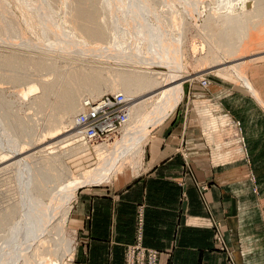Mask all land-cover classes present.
<instances>
[{
  "label": "rangeland",
  "instance_id": "obj_1",
  "mask_svg": "<svg viewBox=\"0 0 264 264\" xmlns=\"http://www.w3.org/2000/svg\"><path fill=\"white\" fill-rule=\"evenodd\" d=\"M26 1L25 0H0V58H4V56L5 57L18 56L20 61L23 60V62H21V64L24 63V61H25L24 59H27L26 61L30 62L31 60L41 61L39 59L42 58V61H43V59L45 60V62H43V63L45 64L46 62H48V64L46 63L45 64L46 67L44 66L45 68L44 69L42 68L40 71L37 70V68L31 66L30 64H29L30 68L29 67L25 68L27 66L26 65L24 67V69H22V68L20 69L19 67H21V66L18 67V65L20 64L19 63L16 66L17 69L14 68V70L12 68H8V67H5V69H4L2 66H0V140L2 138V140L0 141V144H1V142L2 143L7 142L6 140L10 141L12 143V145H14L16 147L14 150L24 152V153H22L23 155L21 157V160L22 159L25 160L26 162H24V163H25V165H27V166H25L24 164H22V165L17 164L13 167L14 163L16 164L15 161H17V160H14L13 155H11L13 150H8V147H6V146L4 147V144L0 145V208H1L0 212L2 214V215L0 214V216L1 217L4 216V217H2L3 218L2 220L4 222L1 220V217H0V221H2L0 224V233H1L0 234V241H1L0 247L3 245L5 247L8 246V242L11 238H13V235H14V237H17L18 232H22L20 229H23V223H24V225H25V223H27L26 227L30 226V224L28 222H30L29 220L34 214V211L32 210V208H33L32 200L30 198H37V196L39 197V195L36 192H32L31 189L29 191H31L32 193L28 192V188H29L28 186H26L28 188H26V187H25L26 189L24 188V185H25L24 182L26 180H23V179H25L24 177H27L26 175H29V177L26 178L28 180V178L32 177V176H30V175H32L30 173H33V176L34 175L36 176L35 179L33 177V179H32L33 182L36 181V179H38V180H41L40 181L41 183L46 184V186L44 184H42L43 185V186H41L42 188L46 187L45 189H42V190L46 191L47 188L50 189V188H55L57 186L56 191L51 192V196L49 195V197L48 196L44 197L46 199V200H44L45 204L49 206L50 203H52L53 199L55 198V195H56V197L58 196L57 194L59 192L57 193V191L60 190L59 186L65 187L66 183L69 182L70 178L68 179V176L65 174V176H62L58 180L59 183H57L58 181L53 180V178L52 179L49 178V176H54L56 174V172L52 169L51 165L47 164L48 158H51V161L52 160L56 161L59 159L58 161H56L57 164L58 163L60 164L61 160L63 159L62 162L66 166L70 167L72 172L76 175L82 174L89 169H94L95 167H97L99 165V161H100L99 159H101L102 156L97 155L92 148H90V150H86V149L83 151L81 150L82 152L73 149V148H76L80 145H76L73 143V140H72L73 133L71 131L72 128L68 129V127H69L68 120L64 119V117H63V115H64L63 110L64 109L61 108L62 110L60 111V109H59L60 107L58 108V106H59L58 104L60 102L59 101L60 97H58V95H59V93L60 94L66 93L65 91H67V90L70 92L73 89V91L70 92V95L69 94L68 95L70 97H73L74 99H76L78 96H80V97H78L77 100L80 98H81V100H83L84 98L88 97V93H86L87 89L85 88V90H83L84 89L83 87H85L87 85L83 84V87H82L83 88L82 89L83 95H82V92L80 95V93L77 94L78 85L75 86V84H76L75 82L74 83L72 82L73 83L72 87H71V82L70 83L67 82L69 85L66 82L65 83L63 82V81H66L65 80V79H67L66 77L69 76L68 73H70V75H71V73L73 74V72L76 73L77 71L80 70V67H82L84 69V67L82 65V63L84 62L83 59H85V58L87 59L92 54L95 55V58L98 57V59L100 58L99 60H104V61H106L107 58H113L114 57L113 59H118V60L121 58L120 61H116V63H118V64L125 63V61H122L123 57L125 56V58L128 59L126 62L127 63L129 62L128 65H127V63L125 64L126 65L125 67L134 65L135 63H132V62L135 61V59H137L139 57V55L144 57V58L146 56L147 59H150L148 57H151L152 54H150L149 51H151L153 53L154 51L159 50V49L154 48V44L151 42V38L148 41V38H149L148 36L151 33V31H152V33H154L156 30H158L156 32H158V34H160V35L162 33H164L162 36L163 37L165 36L164 40L167 39L168 43L170 42V44L171 43L173 44L175 42V39L177 38L179 40L176 39V43L177 44L179 43L181 45L180 46L181 53L179 56V58H181V59H179V60H181V62L179 63L180 65H178V66L168 63V62H170L167 59V57L170 56V55H168V53H162L161 51L155 52V53L161 52V53H159V54H161L160 56L164 55V58L162 57L164 63L162 61L161 64H159L161 66L160 68L163 69L164 71L165 70L169 71L170 69L172 70V68H174L173 70H175L177 72L179 70L178 74L181 73L182 79L184 78L182 80V82H183V85H182V88H183L182 101L178 105V107L173 112L170 113L168 118L162 124L169 121L170 119H172L175 116H176V118L178 117L181 121L183 120V117H184V119H185V121L183 120L184 130L187 129V126L192 124V126L194 127V129L192 131L200 133L199 136H201L200 137L201 141L206 148V154L208 155L209 162L210 163L212 162V164L215 166L217 165L218 167H223V171L221 172V174L224 177V180L229 181V182H235V183L240 185L239 191H240L241 197L247 196V190L248 189H252V193H254L256 196L263 195L264 188L261 189L259 187L258 182H257V177L254 173V170L252 169V167H253L252 162L253 161H252V158L249 154L248 147H247V144L245 141V137L243 136V131L241 128L242 127L241 121L239 119H237L236 117H234L228 110L224 109L223 105L221 104V100L218 97L219 95L217 94V90L220 89L221 86L225 87V88H229V89L233 86H239L240 88L245 87L251 91V93L256 97V99L264 107L262 92L259 91L254 86V84H255L257 87H259V86L263 87V84H264V17L257 16L258 15L257 11L262 9V6L264 5V0H259L260 3L259 2L257 3L258 0H249V1L248 0H192L191 3L194 2L193 3L194 5L192 6L193 9L192 10L190 9L188 15L185 13L186 8L184 7V5H182L180 3H178V4L181 7L177 3L175 5L173 4V6H171L172 5L171 0H167V1L164 0L165 3L163 2V0H157V3H153V6L156 7V9L152 8L153 7L152 5L149 6V7H151L152 14H153V15H149L148 13H146V16L149 15V17L144 16L145 13H143V11L141 12V10H139L140 11L139 13H138V11H134V9L136 7H133V6L130 7V6L126 5L127 2L128 3L131 2L134 5V3L131 0H128L127 2H125V0H122V1L116 0L117 2H112L111 5L106 6V8L109 7L107 9H109V10L111 9V11L113 12V19L115 22L113 21L114 23H111L110 25H111V27H113L112 30H114L115 33H111L113 31L110 30L109 34H108V36H109L108 43L110 45H112V47L110 45H107V44L106 45L100 44L102 47H107V48H104L105 50L103 48H100L101 46L99 48H97L98 50L96 48H94V47H97L95 45H99V43L93 44L92 41L90 42V40L86 39L84 34L81 33L76 28L78 26L77 25L78 23H75L74 21H72L73 16H72L71 10L74 9L73 8L74 5L71 3H73V0H67L68 2H66V0H61V1L58 0L59 3H57V5L55 6V9H54V7L52 9L49 6H46L45 4H47V1H45V0H26ZM36 1L37 2L40 1L36 5L37 8L40 7L39 8L40 11L38 10V13L36 12L37 8L34 5V3ZM43 1H45V3ZM70 1H71V3H70ZM41 2H43V3H41ZM154 2H156V0ZM251 2H252V4H251ZM40 3H41L42 7L39 6ZM226 3H227V5H226ZM255 3H256V5H253ZM68 4H69V6H67ZM250 4L253 7L255 6L256 13L254 12V8ZM31 5H33L34 7ZM72 5H73V7H72ZM158 5H159V7H158ZM125 6H126V8L127 7L130 8L132 10V12H135V13L137 12L134 17L128 15V14H130L129 12L131 10L126 9ZM224 6H225V8H224ZM250 6L252 9L250 8ZM256 6H258V7H256ZM47 7H48V10H47ZM163 7H165L166 9ZM248 7L250 9L249 11H252L251 13H248L249 12L247 10ZM219 8H221V9H219ZM41 10H42V12H41ZM51 10H54V11H51ZM126 10L127 11L129 10V12H127ZM162 10H163V12H161ZM169 10H170V12H169ZM50 11L53 12L54 15ZM116 11H117V14H116ZM166 11L170 15H168ZM180 11L182 13V16H184L183 18L185 19L183 23L180 21L182 18V17H179V16H181ZM2 12H8L9 15H7L6 13H2ZM244 12L247 14L244 15L245 14ZM41 13L42 14L46 13V14H50V15L44 16V14H43V16H42ZM69 13H70V15H69ZM162 13L165 15V17L168 16L167 18H169V20L171 19L170 22L174 18V17L172 18V16L176 15L175 17L178 18L179 23L175 24L176 26H174V25L172 26V24H170V23H163L161 21V18H160V17L164 16ZM241 13H244L243 14L244 17H246V16L248 17V21H246V25H245L246 31L245 32L242 31L241 28H238V27H241V26L237 25L238 23H235L238 26L237 29L241 30V33H240V31H238V30L236 32V29L234 28L235 25H233V22H231V21H234V19H236V18H241V17L244 18ZM229 14L232 16L233 15H235V16L232 17ZM51 15L53 16L52 17L53 19L51 17H49ZM225 15H227V16H225ZM248 15H250V16H248ZM9 16L13 20V23L16 24L15 26H17L16 28H18V32H12L10 30V27H8V26H10L9 21H11L8 19V18H10ZM71 16H72V18H71ZM208 16L211 19V20L209 19V21H208ZM42 17H43V19L45 17H48V18H47V20H45V19L43 20ZM130 17H131V19H130ZM223 17H224V19L227 17V21L223 20ZM229 17H231L230 20L228 19ZM52 20H53V23H52ZM140 20L145 21V24H144V22H142V24H144L145 26L147 25L148 30L150 27V31H149L150 33L148 32V30L141 31V28H143L144 25L141 24ZM47 21L48 22L50 21V25ZM212 21L217 22L216 24H217L219 29H217V26H215L216 24L214 25L215 22L213 23ZM185 23L186 24L188 23V24L186 25ZM210 23H212V24H210ZM226 23H228V25H226ZM168 24H170V25L168 26ZM219 24H222V25H219ZM114 25H115V28H114ZM157 25L160 28L155 30ZM52 26H53V28H52ZM177 26H179L178 29L176 28ZM152 27L154 28V30L153 29L151 30ZM230 27L234 28L235 30L234 29L230 30ZM185 28H187V29L185 30ZM242 29H243V27H242ZM62 30H63V33L61 32ZM73 30L75 31V33L73 32ZM178 31H180V32L178 33ZM207 31H208V33H206ZM243 32H244V35H243ZM71 33H73V34H71ZM147 33H149V34H147ZM237 33H239L240 36H242V37L238 36L239 34H237ZM60 34H62V35L63 34L68 35L69 34L68 35L69 37L68 36H67V38L63 37L65 40H67L66 43L64 42V40H62V38H61L62 35L60 36ZM75 34H76V36H75ZM205 34H208L209 36L205 35ZM236 34H237V37L240 39L239 42H238V38L236 39ZM54 35H56L57 37ZM79 35H81V36H79ZM146 35H148V36H146ZM220 35L221 36L224 35L225 37L227 36L226 38L228 39V41L226 38L225 39L222 38L223 39L222 41H224L225 44L222 41H220L221 40L220 38H218V37H221ZM110 36H112V37H110ZM206 37L207 38L210 37V40H209V38L207 40ZM80 38H81V40H80ZM215 38H217V39H215ZM120 39H122V40H120ZM213 39H215L214 40L215 42L217 41L216 44L214 43V41H212ZM230 39H231V41H230ZM233 39H234V41H233ZM71 41H73V43ZM225 41L228 42L229 44L226 43ZM232 41L234 43H236L234 46H232L234 44V43L232 44ZM63 42L65 43L64 46L62 45ZM74 42L76 45L78 43H80V44H78L79 45L78 48L76 46H75L76 48L73 46L71 47V44H74ZM136 42H137V44H136ZM185 42H187V43H185ZM218 42L221 44L223 43L222 45L220 44V47L224 46V48H225L226 44H228V47L231 46V47H233L234 50L232 48H229V50H228V48L227 49L225 48L224 50H226V52H223V48L218 49L219 48ZM124 43H126L127 45ZM133 43H134V46H132ZM84 44L86 46H88V48H86V46H85V47H81V49H80V46L84 45ZM122 44H124V46ZM135 44H136V46H135ZM141 44H145V45H141ZM211 44H215V45L213 46ZM92 45H94V47H92ZM147 45H148V49H146ZM205 45H208V47ZM66 46H69V48H67ZM125 46H127V47H125ZM151 46L154 48V50L151 48ZM216 46H217V48H216ZM235 46H236V50L234 48ZM128 47H129V49H127ZM150 48L152 50H149ZM202 48L204 49V51L202 50ZM207 48H210L211 50H209ZM45 49H46V51H45ZM99 49L101 51H103V53ZM124 49H126L128 52L130 50V52L128 53ZM230 49L232 51H230ZM48 50H50V51H48ZM220 50L222 51V53L220 52ZM208 51H209V53H208ZM227 51H229V52H227ZM82 52H84V54ZM126 52H127V54H124ZM147 52H149V53H147ZM116 53H117V55H116ZM223 53H226V54H223ZM105 54L106 55L109 54V57H108V55L106 56ZM146 54H148V55H146ZM206 54L208 55V57ZM61 55H62V57H61ZM94 55H92L90 57H93ZM118 55H119V57H117ZM121 55L122 56L124 55V56L122 57ZM216 55H217V57H215ZM57 56H59V57H57ZM155 56H154L155 58L151 57L154 60L152 59L149 62L146 60L148 62V64H147V62H142V61H144L142 58H140V62H142V64L146 63V65H150V64L151 65H158L157 62L158 63L160 62L159 56H158V54H155ZM209 57H211L212 59L211 58L209 59ZM21 58H22V60H21ZM103 58H105V59H103ZM156 58H158V60ZM214 58H218V59H216L217 61ZM126 59H124V60H126ZM155 59L157 60L156 62H155ZM77 60H79V62ZM130 60L132 62H130ZM218 60L221 63H219ZM212 61L214 62V65H213ZM215 62H217V63L215 64ZM55 64H56V66H55ZM167 64H168V66H167ZM136 65L137 64H135L134 66L135 67L139 66V65H137V66ZM72 66H73V68H72ZM231 66L236 67V68L235 69L231 68ZM51 67H52V69H51ZM63 67L64 68L67 67V68L64 69ZM74 67H75V69H74ZM152 67L157 69L159 66H152ZM1 68H3V69L1 70ZM223 68H225L224 73L222 71ZM49 69L53 70L52 71L53 73ZM60 69H62V70H60ZM218 69H219V71H218ZM15 70H16V72H15ZM71 70H72V72H71ZM75 70H77V71H75ZM66 71H68V72H66ZM119 72L121 73V71H118V69H117L114 71V73L111 74L112 75L111 76L109 74H106V71H105L104 72L105 75L102 74V78L108 77V80L110 78V81L113 78L112 83L113 82L116 83L117 82L116 80L119 81V79H117L118 78L117 76L121 75V74H119ZM55 73H57V74H55ZM64 74H65V76H64ZM58 75H60V77ZM113 75H115L116 77L115 76L113 77ZM186 76H188V78H186ZM243 77H245V79H243ZM114 79H116V80H114ZM203 79H206L209 82L210 85L208 88L204 87L202 85V83H200V81ZM57 80L60 81V83L59 82L56 83L55 81H57ZM103 80H107V78L103 79ZM40 84L41 85L46 84V86H47V84L48 85L51 84L50 86H52V85L54 86V89L52 88V91H50V94L47 93L49 91L45 92L49 95V96L46 95L47 100L45 99V96L43 93L45 91V89L43 88V92H42L41 86L39 87L38 91H36L35 93H32L30 95H28V93H26V91L31 86H34V85L38 86ZM73 85H74V88H73ZM242 86H244V87H242ZM75 87H76V89H75ZM119 93H121V91H119ZM147 93H150L149 90L139 91V93H136V96H133L132 98H129V99L132 100V103H134L135 102L134 99H139L140 97H142L144 95H148ZM113 94H115V93L107 92L104 95H113ZM42 95L44 96V98L43 97H41V98L46 100V101H44V103L40 102L41 100L39 97ZM152 96H154V95H152ZM157 97L158 96L156 95L152 101L151 100L150 101H144L145 102L144 103L143 100H140V101H138V103H136V104H140L143 102V104L140 105V107H139V117H138L139 120H138L137 124L141 125L142 127L145 124L144 126L147 128V132L145 133L146 137L144 135L145 139L142 142L143 155L141 157L140 156L135 157L136 158L135 159L133 156L132 157L130 156V155H133V153L130 152L129 155L126 156L127 158H124V161H123V157H121L122 156L121 155L120 160L118 162L119 163L118 166L121 167V169H119V172L121 170H122V172L112 176L109 181H112V179H114L120 175L126 174V173L133 175V176H138V175H141V173L143 172L142 169L144 168V164H145L147 142L149 141V138L151 137L153 132L160 127V125L156 126V127H151V125H152L151 123L154 121V117L156 116L155 115L156 114L155 109L157 108L156 107L157 104H155V103L158 100ZM99 98H101V97H98L94 100H97ZM80 112L81 111H79V113ZM187 119H188V122H187ZM61 122L63 125L61 124ZM54 124H57V125H54ZM162 124H161V126H162ZM50 125L52 127H55V126H58V128L60 127L59 129H61V132L59 129L58 130H59V133H61V134L56 136L53 133L52 135L54 137L52 135L50 136L49 134L52 133V131H50V130L53 129ZM237 126H240V127H237ZM62 127L63 128L66 127V128L63 129ZM64 131H66L67 133ZM198 133H197V135H198ZM63 140H64V142L62 143ZM182 143H184V142L182 141ZM70 148L72 151L74 150V153L73 152L71 153L69 151ZM20 149H22V150H20ZM51 150H54V152ZM67 151L70 152L71 154L68 153ZM75 152L76 153L78 152L77 155ZM79 152H81V153H79ZM110 153H111V150L107 154H110ZM180 153L185 154L182 151ZM61 156H62V158H61ZM24 157H27V158L25 159ZM184 158L188 162V158L186 155H184ZM49 166H50V168H48ZM17 167H19V168H17ZM120 167H118V168H120ZM26 169L30 170V171H27ZM24 173H26V174H24ZM49 174H52V175H49ZM16 178H17V180H16ZM20 182H22L23 184L22 183L20 184ZM34 187L40 193V190L38 189L37 183L34 184ZM83 187H85V186H83ZM14 188H16V189H14ZM22 189H24V190H22ZM79 189H80V187H79ZM78 190H76V193ZM205 190H207V187H204L202 189L203 192ZM13 191L15 194L13 193ZM28 193L29 194L31 193L30 194L31 197H30V195H28ZM13 195H15V196H13ZM60 196H61V194L58 197H60ZM21 197H23V198H21ZM62 197H60V198L63 200H64V198H66V196H62ZM75 197H76V195H75ZM259 198H260V196H259ZM22 199H24L23 202L25 201L24 212L26 214L21 213V212H23V209L18 211L20 213H18L15 209L18 207L20 208V206H18V207H16V206L18 204H22V202H21ZM62 202L60 201V204ZM64 203H65V201L62 203V205ZM71 203L72 204H69V206L72 207L73 202H71ZM29 204H31L29 206V208H30L29 211H30L31 215L29 213H27V210H28L27 208H28ZM62 205H61V208L63 209L64 205L63 206ZM22 206H24V205L22 204ZM9 207H13V209L9 208ZM11 209L15 210L16 213L13 216H10V215L7 216L6 217L7 220L5 221L4 220L5 215L9 214ZM59 217H60V214H59V216L58 215L56 216L54 221H56V219ZM21 219H23V220H21ZM51 225H46L41 230H39L40 232L38 231L39 234L36 236V238L33 237V239L27 244V246H28L27 250L28 251H31L30 248L37 247V244L39 243L38 241H40L42 236L44 238L45 237L48 238L49 240L48 239H46V241L44 239L41 240L42 243L41 242L39 243V245L42 244L41 251L44 254H49L51 249H52V251L55 250V246H56L55 240L56 239H54V238H56V237L54 234H56V231L53 229V227H51ZM45 229H46V231L47 230H50V231L46 232ZM28 230L29 229H27V231ZM27 231H26V233H27ZM71 231H72V228L70 226V223H68V225H67V237L69 238V236H70L72 238H75V236H73L74 234ZM4 232H5V234H4ZM6 233H9V234H6ZM28 233H29V231H28ZM3 234L5 236H2ZM40 234H41V236H40ZM44 234H45V236H44ZM6 236H7V238L5 239ZM39 237H40V239H39ZM37 239H39V240L37 241ZM75 240H76V238H75ZM6 241H8V242L5 244ZM48 244H49V246H48ZM226 244H227V241H226ZM75 246L76 245L74 244L73 249L75 248ZM1 248L3 250V247H1ZM42 249H44V250H42ZM27 250L25 249L24 257H25V255H27ZM75 253H76V251L74 249V253H72V255H69V257H66L67 260L65 259V263L72 264L73 259L75 258L74 257ZM245 256H246V253L241 252V257L244 258ZM20 260H22V259H20ZM20 260H19L18 264H21V263L23 264V260H22V262Z\"/></svg>",
  "mask_w": 264,
  "mask_h": 264
},
{
  "label": "crops",
  "instance_id": "obj_2",
  "mask_svg": "<svg viewBox=\"0 0 264 264\" xmlns=\"http://www.w3.org/2000/svg\"><path fill=\"white\" fill-rule=\"evenodd\" d=\"M254 86L264 101V84ZM244 88L221 86L217 94L241 121L262 189L264 107ZM183 120L175 116L153 132L141 175L126 173L77 191L68 222L76 238L72 264H125L126 248L136 243L140 207L143 245L160 252L159 264H231L230 255L237 264H264V193L259 198L248 189L241 197L240 185L224 180L223 167L209 162L200 133L192 124L184 130ZM214 224H220L230 253L218 244Z\"/></svg>",
  "mask_w": 264,
  "mask_h": 264
},
{
  "label": "bare ground",
  "instance_id": "obj_3",
  "mask_svg": "<svg viewBox=\"0 0 264 264\" xmlns=\"http://www.w3.org/2000/svg\"><path fill=\"white\" fill-rule=\"evenodd\" d=\"M26 1V0H25ZM45 1H47V4H45L46 6H49L50 8H52L53 9V7H54V9H55V6L57 5V3H59L58 2V0H45ZM45 1H43L44 3H45ZM59 1H61V0H59ZM122 1V0H121ZM128 0H125V2H127ZM133 3H134V5L130 2V3H126V5H128V6H130V7H136L135 9H134V11H138V13L140 12L139 10H141V12L143 11V13H145L144 14V16H146V13H148L149 15H153L152 14V9H151V7H149V6H153V3H157V0H156V2H154L155 0H131ZM167 1V0H166ZM190 1V2H189ZM171 0V3H172V5L171 6H173V4L175 5L176 3L178 4V3H180V4H182V5H184V7L186 8V11H185V13L188 15V13H189V11H190V9L192 10L193 9V3L194 2H192L191 3V1L192 0ZM249 1V0H248ZM27 2V1H26ZM40 1H36L35 3H34V5H35V7L37 8V3H39ZM43 2H41V3H43ZM66 2H68L67 0H66ZM112 2H117L116 0H73V3H71V1H70V3L71 4H73L74 5V7H73V5H72V7L74 8V9H72L71 11H72V16H73V20L72 21H74L75 23H78L77 25V29L81 32V33H83L84 34V36H85V38L86 39H88V40H90V42L92 41L93 42V44H95V43H99V45H95V46H97V47H94V45H92V47H94V48H99L101 45L100 44H102V45H110L109 43H108V38H109V36H108V34H109V31L111 30V31H113V32H111V33H115L114 32V30H112L113 29V27H111V23H114L115 21H114V19H113V12L111 11V9L109 10V9H107V8H109V7H107L106 8V6H108V5H111V3ZM119 2V1H118ZM161 2V1H160ZM163 2H164V0H163ZM259 2V0L257 1V3ZM25 3V2H24ZM33 3V2H32ZM41 3H40V5L39 6H41ZM62 3V2H61ZM60 3V4H61ZM69 3V4H70ZM120 3V2H119ZM165 3V2H164ZM168 3V2H167ZM170 3V2H169ZM248 3V2H247ZM260 3V2H259ZM27 4V3H26ZM65 4V3H64ZM67 4V3H66ZM69 4L67 5V6H69ZM70 4V5H71ZM116 4V3H115ZM114 4V5H115ZM123 4V3H122ZM132 4V5H131ZM251 4H252V2H251ZM250 4V5H251ZM179 5V4H178ZM177 5V6H178ZM226 5H227V3H226ZM225 5V6H226ZM253 5H256V3L255 4H253ZM261 5V4H260ZM2 6V5H1ZM31 6H33V5H31ZM60 6V5H59ZM170 6V5H169ZM180 6V5H179ZM225 6H224V8H225ZM252 6V5H251ZM251 6H250V8H251ZM264 6V5H263ZM262 6V9H260L259 11H257L258 13V15L257 16H261V17H264V7ZM34 7V6H33ZM42 7V6H41ZM63 7V6H62ZM61 7V8H62ZM158 7H159V5H158ZM161 7V6H160ZM181 7V6H180ZM253 7V6H252ZM256 7H258V6H256ZM40 7H38L37 8V13H38V10L40 11V9H39ZM57 8V7H56ZM117 8V7H116ZM125 8H126V6H125ZM152 8H155L156 9V7H152ZM162 8V7H161ZM163 8H165V7H163ZM254 8V12L256 13V11H255V6L253 7ZM260 8V7H259ZM258 8V9H259ZM33 9V8H32ZM35 9V8H34ZM44 9V8H43ZM42 9V10H43ZM126 9H129V10H131L130 8H126ZM166 9V8H165ZM219 9H221V8H219ZM252 9V8H251ZM36 10V9H35ZM42 10H41V12H42ZM45 10V9H44ZM43 10V11H44ZM47 10H48V7H47ZM46 10V11H47ZM69 10V9H68ZM129 10L127 11V12H129ZM248 11L250 10L249 9V7H248V9H247ZM51 11H54V10H51ZM50 11V12H51ZM67 11V10H66ZM70 11V10H69ZM70 11V12H71ZM247 11V12H248ZM124 12V11H123ZM161 12H163V10L161 11ZM167 12V11H166ZM169 12H170V10H169ZM252 11H249L248 13H251ZM253 12V13H254ZM2 13H6L7 15H9V13L8 12H2ZM48 13V12H47ZM51 13H53V12H51ZM125 13V12H124ZM130 14H128V15H130V16H132V17H134L135 16V14L137 13H135V12H132V10L129 12ZM142 13V14H143ZM180 13H181V11H180ZM245 13V12H244ZM241 13L242 14V16L244 17V15H246L247 13ZM42 14V13H41ZM44 14V16H47V15H50V14H46V13H43ZM43 14H42V16H43ZM116 14H117V11H116ZM163 14V13H162ZM167 14H168V12H167ZM166 14V15H167ZM173 14V13H172ZM244 14V15H243ZM40 15V14H39ZM53 15H54V13H53ZM69 15H70V13H69ZM149 15H147L148 17H149ZM164 15V14H163ZM168 15H170V14H168ZM174 15V14H173ZM186 15V16H187ZM230 15V14H229ZM72 16H71V18H72ZM124 16V15H123ZM146 16V17H147ZM176 16V15H175ZM175 16H172V21L170 22V20H169V18H167V17H165V15L164 16H162V17H160L161 18V21L163 22V23H170V24H172V26L174 25V26H176L175 24H177V23H179L178 22V18L177 17H175ZM211 16V15H210ZM225 16H227V15H225ZM230 16H232V15H230ZM233 16H235V15H233ZM232 16V17H233ZM238 16V15H237ZM248 16H250V15H248ZM10 17V16H9ZM41 17V16H40ZM49 17H53L52 15L51 16H49ZM145 17V18H146ZM179 17H182L181 18V22L183 23L184 22V16H182V13H181V16H179ZM240 17V16H239ZM8 18V17H7ZM47 18L48 17H45L44 19L45 20H47ZM69 18V17H68ZM171 18V17H170ZM212 18V17H211ZM230 18L231 17H229L228 19L230 20ZM9 20H11V21H9V23H10V26H8V27H10V30L12 31V32H18V28H16L17 26H15L16 24H14L13 23V20L11 19V17L10 18H8ZM42 19H43V17H42ZM43 19V20H44ZM53 19V18H52ZM130 19H131V17H130ZM143 19V18H142ZM209 16H208V21H209ZM42 20V21H43ZM71 20V19H70ZM146 20V19H145ZM211 20V19H210ZM221 20V19H220ZM223 20H226L227 21V17L224 19V17H223ZM228 20V21H229ZM114 21V22H113ZM141 21V24H142V22H144V24H145V21L143 20H140ZM216 21V20H215ZM214 21V22H215ZM235 21V22H234ZM234 21H231V22H233V25H235V29H236V32H237V25H239V26H241V27H238V28H241V30L242 31H246V27H245V25H246V21H248V17L246 16V17H244V18H236V19H234ZM237 21V22H236ZM16 22V21H15ZM46 22V21H45ZM48 22V21H47ZM69 22V21H68ZM71 22V21H70ZM73 22V23H74ZM158 22V21H157ZM213 22V21H212ZM213 22V23H214ZM230 22V21H229ZM228 22V23H229ZM257 22V21H256ZM260 22V21H259ZM49 23V25H50V21L48 22ZM52 23H53V20H52ZM209 23V22H208ZM217 22H215L214 23V25L216 24ZM228 23H226V25H228ZM235 23H238L237 25L235 24ZM240 23V24H239ZM144 24H142V25H144ZM170 24H168V26L170 25ZM186 24V23H185ZM188 24V23H187ZM186 24V25H187ZM210 24H212V23H210ZM231 24V23H230ZM248 24V23H247ZM46 25V24H45ZM44 25V26H45ZM167 25V24H166ZM209 25V24H208ZM219 25H222V24H219ZM48 26V25H47ZM55 26V25H54ZM145 26V25H144ZM143 26V28H141V31H144V30H148V26L146 25L145 27ZM182 26V25H181ZM185 26V25H184ZM215 26H217V24L215 25ZM214 26V27H215ZM66 27V26H65ZM139 27V26H138ZM178 27L179 26H177L176 28L178 29ZM208 27V26H207ZM242 27H243V29H242ZM52 28H53V26H52ZM114 28H115V25H114ZM160 27H158V25L156 26V28H155V30L156 29H159ZM174 28V27H173ZM172 28V29H173ZM234 28H231L230 27V30L231 29H234ZM29 29V28H28ZM43 29V28H42ZM66 29V28H65ZM154 30V28L152 27L151 28V30ZM187 28H185V30H186ZM206 29V28H205ZM217 29H219L218 28V26H217ZM216 29V30H217ZM234 29V30H235ZM255 29V28H254ZM253 29V30H254ZM50 30V29H49ZM72 30V29H71ZM118 30V29H117ZM161 30V29H160ZM165 30V29H164ZM175 30V29H174ZM241 30L239 29L238 31H240V33H241ZM256 30V29H255ZM116 31V30H115ZM150 31V27H149V30H148V32ZM156 31H158V30H156ZM154 32V33H152V31H151V33L149 34V33H147V34H149V36L148 35H146V36H148L149 38H148V41H149V39L151 38V42L154 44V48H156V49H159L158 51H161L162 53H168V55H170V56H168L167 57V59L170 61V62H168L169 64H174V65H176V66H178V65H180L179 63L181 62V60H179V59H181V58H179V56H180V53H181V49H180V44L178 43H176V39H175V42L172 44H170V42L168 43L167 41V39L166 40H164L165 39V36L163 37L162 35L164 34V33H162L161 35L160 34H158V32ZM176 31V30H175ZM58 32V31H57ZM62 33H63V30L61 31ZM60 32V33H61ZM65 32V31H64ZM73 32L75 33V31L73 30ZM147 32V31H146ZM168 32V31H167ZM170 32V31H169ZM174 32V31H173ZM180 31H178V33H179ZM184 32V31H183ZM220 32V31H219ZM244 32H243V35H244ZM44 33V32H43ZM59 33V32H58ZM185 33V32H184ZM206 33H208V31L206 32ZM227 33V32H226ZM225 33V34H226ZM231 33V32H230ZM54 34V33H53ZM71 34H73V33H71ZM77 34V33H76ZM76 34H75V36H76ZM171 34V33H170ZM228 34V33H227ZM226 34V35H227ZM232 34V33H231ZM237 34H239V33H237ZM237 34H236V39L238 38L237 37ZM50 35V34H49ZM58 35V34H57ZM62 34H60V36H61ZM69 35V34H68ZM68 35H65V34H63L62 36H61V38H62V40H64V42L66 43L67 42V40H65L64 38H67V36ZM128 35V34H127ZM166 35V34H165ZM176 35V34H175ZM205 35H208V34H205ZM54 36H56V35H54ZM74 36V35H73ZM79 36H81V35H79ZM209 36V35H208ZM221 36V35H220ZM238 36H240V34L238 35ZM57 37V36H56ZM64 37V38H63ZM69 37V36H68ZM110 37H112V36H110ZM123 37V36H122ZM159 37V38H158ZM176 37V36H175ZM227 37V36H226ZM224 35H222L221 37H218V38H220L221 40L220 41H222L223 39L222 38H226ZM232 37V36H231ZM240 37H242V36H240ZM118 38V37H117ZM147 38V37H146ZM145 38V39H146ZM171 38V37H170ZM181 38V37H180ZM207 38V37H206ZM209 38V40H210V37H208ZM208 38H207V40H208ZM213 38V37H212ZM233 38V37H232ZM231 38V39H232ZM72 39V38H71ZM79 39V38H78ZM215 39H217V38H215ZM215 39H213L212 41H214ZM227 39V38H226ZM231 39H230V41H231ZM80 40H81V38H80ZM120 40H122V39H120ZM170 40V39H169ZM177 40H179V39H177ZM239 38H238V42H239ZM245 40V39H244ZM247 40V39H246ZM227 41H228V39H227ZM233 41H234V39H233ZM232 41V44L234 43ZM248 41V40H247ZM62 43V45L64 46V44L65 43ZM72 43H73V41H71ZM114 42V41H113ZM150 42V43H151ZM172 42V41H171ZM180 42V41H179ZM210 42V41H209ZM217 42V41H216ZM216 42L214 41V43L216 44ZM223 43H224V41H222ZM226 42V41H225ZM69 43V42H68ZM112 43V42H111ZM122 43V42H121ZM147 43V42H146ZM149 43V42H148ZM185 43H187V42H185ZM211 43V42H210ZM219 43V42H218ZM222 43V44H223ZM226 43H228V42H226ZM252 43V42H251ZM78 44H80V43H78ZM76 45L75 44V42H74V44H71V47L73 46V47H79V45ZM119 44V43H118ZM124 44H126V43H124ZM124 44H122L123 46H124ZM136 44H137V42H136ZM136 44H135V46H136ZM140 44V43H139ZM215 44H211V45H215ZM220 44L221 43H219L218 44V49H221V48H223V52H226V50H224L225 48L227 49L228 48V50H229V48H232L233 49V47H228V44H226V46H225V48H224V46H222V47H220ZM221 44V45H222ZM225 44V43H224ZM231 44V45H232ZM236 43H234L232 46H234ZM121 45V44H120ZM127 45V44H126ZM141 45H145V44H141ZM149 45V44H148ZM148 45H147V48L146 49H148ZM244 45V44H243ZM86 45L84 44V45H81L80 46V49H81V47H85ZM111 47H112V45H110ZM117 46V45H116ZM132 46H134V43H133V45ZM150 46V45H149ZM185 46V45H184ZM190 46V45H189ZM195 46V45H194ZM193 46V47H194ZM205 46H207L208 47V45H205ZM212 46V47H213ZM67 48H69V46H66ZM70 47V48H71ZM75 47V48H76ZM125 47H127V46H125ZM124 47V48H125ZM197 47V46H196ZM86 48H88V46H86ZM100 48H107V47H100ZM120 48V47H119ZM137 48V47H136ZM151 48L154 50V48L151 46ZM149 49V50H152V49ZM215 48V47H214ZM216 48H217V46H216ZM235 48V50H236V46L234 47ZM243 48V47H242ZM248 48V47H247ZM246 48V49H247ZM72 49V48H71ZM74 49V48H73ZM85 49V48H84ZM102 49V50H103ZM127 49H129V47L127 48ZM207 49H209V50H211L210 48H207ZM217 49V50H218ZM241 49V48H240ZM239 49V50H240ZM244 49V48H243ZM86 50V49H85ZM88 50V49H87ZM92 50V49H91ZM98 50V49H97ZM100 50V49H99ZM105 50V49H104ZM122 50V49H121ZM125 51H127L126 49H124ZM202 50L204 51V49L202 48ZM234 50V49H233ZM45 51H46V49H45ZM48 51H50V50H48ZM73 51V50H72ZM101 51V50H100ZM146 51V50H145ZM158 51H154L153 53L151 52V51H149L150 52V54H152L151 55V57H154L155 56V54H158V56H159V63L157 62V64L158 65H146V63H144V64H142V62H149V61H151L153 58H151V57H148V58H150V59H147V57L145 56V58L144 57H142V56H140L139 55V57L137 58V59H135L134 57V59H135V61H131L130 60V62H132V63H135V64H137V65H139L138 67H135L134 65H131V66H127V67H125L126 65V61L128 60V59H126L125 58V56L123 57L122 55V57H123V60L122 61H125V63H123V64H118V63H116V61H120V59L118 60V59H113V58H107L106 59V61H104V60H99L98 59V57L97 58H95V55L94 54H92V55H94L93 57H90V56H92V55H90L87 59L85 58V59H83V63H82V65H83V67H84V69L82 68V67H80V70L79 71H77V70H75V71H77L76 73H74L73 72V74L71 73V75H70V73H68L69 74V76H67L66 78L67 79H65L66 81H63L64 83L66 82H71V87H72V84L75 82L76 84H75V86L76 85H78V88H77V94H79L80 93V95H81V92H82V89L83 90H85V88L87 89V92L86 93H88V97H86V98H84L83 100H81V98L80 99H78L77 100V98L78 97H80V96H78L76 99H74L73 97H70L69 95H70V92L71 91H73V89L69 92L68 90V92L67 91H65L66 93H62V94H60L59 93V95H58V97H60V99H59V106H58V108L60 109V111L62 110L61 108H63L64 110V112H63V117H64V119H67L68 120V125H69V127H68V129L69 128H72V133H73V136H72V140H73V143L74 144H76V145H80V146H78V147H76V148H73L74 150H78V151H83V150H90V148H92L94 151H95V153L97 154V155H99V156H102L101 157V159H99L100 161H99V165L97 166V167H95L94 169H89V170H87V171H85L84 173H82V174H79V175H76V174H74L73 172H72V170L70 169V167H68V166H66L63 162H62V160H61V163L59 164H57L56 163V161H58V160H56L55 158V160L56 161H51V158H48V162H47V164H49V165H51L52 166V169L56 172V174L54 175V176H49V178H53V180H55V181H58L62 176H65V174L68 176V179L70 178V180H69V182H67L66 183V186L64 187V186H59V188H60V190H58L57 191V195L59 196L60 194H61V196L60 197H62V196H66V198H64V200L63 199H61L60 197H56V195H55V198L53 199V201H52V203H50V205L48 206V205H46L45 204V201L44 200H46L44 197H49V195L51 196V192L52 191H56V189H57V186L55 187V188H50V189H48L47 188V190L45 191V190H42V189H45L46 187H41V186H43L42 184H44V183H41L40 181L41 180H38V179H36V181H32V179H33V177H34V179H35V175L33 176V173H30V174H32V175H30V176H32V177H30V178H28V180L26 179L27 177H29V175H26L27 177H24L25 179H23V180H26L25 182H24V188L26 187V186H28V187H26V188H28V192H31V191H29L30 189L32 190V192H36L38 195H39V197L37 196V198H30L31 200H32V206H33V208H32V210L34 211V214H33V216L30 218V222H28L29 224H30V226H28V227H26V224L27 223H25V225H24V223H23V229H20L22 232H18V235H17V237H14V235H13V238H11L10 240H9V242L8 241H6L5 242V244L8 242V246H1V247H3V250H2V248L0 247V264H18V262H19V260L20 259H22L23 260V264H67V263H65V259H66V257H69V255H72V253H74V249H73V245L75 244V238H72V237H70L69 236V238L67 237V225H68V222H69V217H70V214H71V210H72V207L71 206H69V204H72L71 202H73L74 201V197H75V195H76V190H78L79 189V187L81 188V187H83V186H92V185H97L98 186V184H103V183H107V182H110L109 180H110V178L112 177V176H114V175H116V174H118V173H121L122 172V170L119 172V169H121V167L120 166H118L119 165V160H120V156L121 157H123V161H124V158H127L126 156H128L129 155V153L130 152H132L133 153V155H130L131 157L133 156L134 158L135 157H141L142 155H143V148H142V142H143V140L145 139V137H146V135H145V133L147 132V128L143 125V127L141 126V125H138L137 124V122H138V117H139V107H140V105H142L143 104V102L144 101H152L154 98H155V96L157 95L158 97H157V101H156V103L155 104H157L156 105V109H155V117H154V121L151 123L152 125H151V127H156V126H159V125H161L167 118H168V116L170 115V113L171 112H173L177 107H178V105L181 103V101H182V98H183V88H182V85H183V82H182V80L184 79H182V74L181 73H179L178 74V72H179V70H178V72L177 71H175V70H173L174 68H172V70L170 69L169 71H164L163 69H161L160 67V65L159 64H161V62L163 61V58H164V55L163 56H160L161 54H159V53H161V52H159V53H155V52H158ZM172 51V52H171ZM186 51V50H185ZM206 51V50H205ZM215 51V50H214ZM230 51H232L231 49H230ZM37 52V51H36ZM53 52V51H52ZM95 52V51H94ZM102 53H103V51H101ZM100 52V53H101ZM105 52V51H104ZM128 52V51H127ZM127 52L126 53H124V54H127ZM129 52H130V50H129ZM128 52V53H129ZM149 52H147V53H149ZM184 52V51H183ZM211 52V51H210ZM220 52L222 53V51L220 50ZM227 52H229V51H227ZM240 52V51H239ZM48 53V52H47ZM83 54H84V52H82ZM86 53V52H85ZM88 53V52H87ZM97 53V52H96ZM139 53V52H138ZM142 53V52H141ZM146 53V52H145ZM174 53V54H173ZM208 53H209V51H208ZM214 53V52H213ZM233 53V52H232ZM46 54V53H45ZM140 54V53H139ZM149 54V55H150ZM184 54V53H183ZM204 54V53H203ZM216 54V53H215ZM218 54V53H217ZM223 54H226V53H223ZM228 54V53H227ZM231 54V53H230ZM16 55V54H15ZM41 55V54H40ZM71 55V54H70ZM86 55V54H85ZM101 55V54H100ZM103 55V54H102ZM106 55V54H105ZM108 55V57H109V54H107ZM106 55V56H107ZM116 55H117V53H116ZM142 55V54H141ZM146 55H148V54H146ZM207 55V54H206ZM214 55V54H213ZM3 56V55H2ZM84 56V55H83ZM97 56V55H96ZM105 56V57H106ZM167 56V55H166ZM203 56V55H202ZM210 56V55H209ZM227 56V55H226ZM57 57H59V56H57ZM61 57H62V55H61ZM66 57V56H65ZM73 57V56H72ZM104 57V56H103ZM117 57H119V55L117 56ZM156 57V56H155ZM154 57V58H155ZM163 57V58H162ZM183 57V56H182ZM206 57V56H205ZM207 57H208V55H207ZM215 57H217V55L215 56ZM248 57V56H247ZM24 58V57H23ZM71 58V57H70ZM78 58V57H77ZM102 58V57H101ZM140 58H142L144 61H142V62H140ZM211 57H209V59H210ZM226 58V57H225ZM246 58V57H245ZM33 59V58H32ZM59 59V58H58ZM75 59V58H74ZM103 59H105V58H103ZM124 59H126V60H124ZM157 60H158V58H156ZM155 59V62L157 61ZM200 59V58H199ZM212 59V58H211ZM215 60L216 59H218V58H214ZM21 60H22V58H21ZM25 61L27 60V59H24ZM39 60H41V61H38V60H31L30 62H28V61H24V63H22L21 64V62H23V60L22 61H20V59L18 58V56H11V57H5L4 56V58H0V66H2L4 69H5V67H8V68H12L13 70H14V68H16V66L18 65V67L19 66H21V67H19L20 69L22 68V69H24V67L25 68H27V67H29V64L31 65V66H33V67H35V68H37V70H41L42 68L44 69L45 67H46V63L48 64V62H46L45 64L43 63V62H45V60L43 59V61H42V58H40ZM70 60V59H69ZM147 60V61H146ZM154 60V59H153ZM207 60V59H206ZM220 60V59H219ZM218 60V61H219ZM224 60V59H223ZM35 61V62H34ZM51 61V60H50ZM49 61V62H50ZM78 62H79V60H77ZM166 61V60H165ZM205 61V60H204ZM214 61V60H213ZM212 61V62H213ZM217 61V60H216ZM221 61V60H220ZM219 61V63H221ZM28 62V63H27ZM55 62V61H54ZM148 62H147V64H148ZM208 62V61H207ZM211 62V63H212ZM69 63V62H68ZM122 63V62H121ZM163 63H164V61H163ZM167 63V62H166ZM205 63V62H204ZM210 63V62H209ZM217 62H215V64H216ZM52 64V63H51ZM78 64V63H77ZM129 64V62L127 63V65ZM50 65V64H49ZM136 65V66H137ZM166 65V64H165ZM213 65H214V62H213ZM45 66V67H44ZM53 66V65H52ZM55 66H56V64H55ZM54 66V67H55ZM68 66V65H67ZM134 66V67H133ZM152 66H159L157 69L156 68H153ZM167 66H168V64H167ZM49 67V66H48ZM3 68H1V70L3 69ZM30 68V67H29ZM64 68V67H63ZM65 68H67V67H65ZM64 68V69H65ZM72 68H73V66H72ZM163 68V67H162ZM178 68V67H177ZM231 68H236V67H232L231 66ZM240 68V67H239ZM17 69V68H16ZM51 69H52V67H51ZM51 69H49V70H51ZM55 69V68H54ZM59 69V68H58ZM63 69V70H64ZM74 69H75V67H74ZM77 69V68H76ZM118 69V71H121V73L119 72V74H121L120 76H117L118 78L117 79H119V81L118 80H116V79H114V80H116L117 82L116 83H112V81H113V78H112V80L110 81V78H109V80H108V77H106L107 78V80H103V79H106V78H102V74H104V72L106 71V74H109V75H111L112 73H114V71L115 70H117ZM120 69V70H119ZM9 70V69H8ZM31 70V69H30ZM46 70V69H45ZM60 70H62V69H60ZM114 70V71H113ZM224 70H225V68H223V73H224ZM238 70V69H237ZM53 70H51V72H52ZM125 73H124V72ZM218 71H219V69H218ZM15 72H16V70H15ZM56 72V71H55ZM66 72H68V71H66ZM71 72H72V70H71ZM226 72V71H225ZM228 72V71H227ZM238 72V71H237ZM240 72V71H239ZM50 73V72H49ZM53 73V72H52ZM61 73V72H60ZM186 73V72H185ZM47 74V73H46ZM55 74H57V73H55ZM123 74V75H122ZM178 74V75H177ZM240 74V73H239ZM42 75V74H41ZM53 75V74H52ZM105 75V74H104ZM116 75V74H115ZM115 75H113V77L115 76ZM188 75V74H187ZM237 75V74H236ZM59 77H60V75H58ZM64 76H65V74H64ZM112 76V75H111ZM57 77V76H56ZM55 77V78H56ZM62 77V76H61ZM116 77V76H115ZM50 78V77H49ZM69 78V79H68ZM186 78H188V76H186ZM185 78V79H186ZM57 79V78H56ZM243 79H245V77H243ZM69 80V81H68ZM204 81H206V85H205V87H209V82L206 80V79H203ZM203 80H201L200 81V83L203 81ZM54 81V80H53ZM246 81V80H245ZM56 83L57 82H59L60 83V81H55ZM73 82V83H72ZM247 82V81H246ZM54 83V82H53ZM62 83V82H61ZM68 84V83H67ZM83 84L84 85H87V86H85V87H83ZM51 85V84H50ZM50 85H48L47 84V86H46V84H40V85H34V86H31L27 91H26V93H28V95H30V94H32V93H35L36 91H38V89H39V87L41 86V88H42V92H43V88L45 89V91L43 92L44 93V96H45V99L47 98V96L46 95H48V94H50V91H52V88L54 89V86L52 85V86H50ZM56 85V84H55ZM69 85V84H68ZM248 85V84H247ZM83 87V88H82ZM69 88V87H68ZM73 88H74V85H73ZM75 89H76V87H75ZM61 90V89H60ZM144 90H149V92L150 93H147L148 95H144V96H142V97H140L139 99H134L135 100V102L134 103H132V100H130L129 98H132L133 96H136V93H139V91H144ZM47 91H49V92H47ZM118 91V92H117ZM119 91H121V93H119ZM45 92H47V93H45ZM58 92V91H57ZM107 92H113V93H115L116 95H118V94H120V95H123V96H125V98L129 101V104H128V106H127V109H128V112H127V114H128V118H127V120L125 121V123L124 124H122L121 125V127H119L116 131H114L113 133H111V134H109L108 136H106V137H104V138H98V139H95V140H88L87 138H85V139H82V140H80V138H79V136L76 134V129H75V127H76V124L78 123V121H79V119H80V116L81 115H85V114H87V108H88V102H93V101H96V100H94V99H96V98H98V97H103V95L105 94V93H107ZM117 92V93H116ZM42 93V94H43ZM69 94V95H68ZM76 94V95H77ZM156 94V95H155ZM55 95V94H54ZM61 95V96H60ZM72 95V94H71ZM82 95H83V92H82ZM152 95H154V96H152ZM27 96V95H26ZM44 96L42 95V96H40L39 98H40V102L41 103H44V101H46L45 99H43L44 98ZM49 96V95H48ZM73 96V95H72ZM41 97H43V98H41ZM83 97V96H82ZM38 98V99H39ZM101 98H99V99H97V100H100ZM145 99V100H144ZM43 100V101H42ZM140 100H143V102L142 103H140V104H136V103H138V101H140ZM39 102V103H40ZM47 103V102H46ZM145 103V102H144ZM49 104V103H48ZM159 104V105H158ZM44 105V104H43ZM42 106V105H41ZM57 108V107H56ZM79 111H81L80 113H79ZM79 113V114H78ZM60 118V117H59ZM58 118V119H59ZM145 120V119H144ZM53 124V123H52ZM51 124V125H52ZM61 124H62V122H61ZM140 124V123H139ZM50 125V126H51ZM54 125H57V124H54ZM63 125V124H62ZM140 126V127H139ZM52 127V126H51ZM53 129H51L50 131H52V133H50L49 135L51 136L53 133L57 136V135H59V134H61V133H59V130H60V132H61V129H59L58 128V126H55V127H52ZM63 128V127H62ZM64 128H66V127H64ZM63 128V129H64ZM59 129V130H58ZM49 131V130H48ZM63 131V130H62ZM68 131V130H67ZM64 132H66V131H64ZM69 132V131H68ZM58 133V134H57ZM67 133V132H66ZM48 135V134H47ZM144 135H145V137H144ZM148 135V134H147ZM53 136V135H52ZM54 137V136H53ZM45 138V137H44ZM47 138V137H46ZM1 140H2V138H1ZM0 140V141H1ZM6 140V139H5ZM7 142H4V143H2L1 142V144H4V147L6 146V147H8V150H13V152L11 153V155H13V159L14 160H17V161H15L16 162V164L14 163V165H13V167L15 166V165H17V164H24L25 165V163L24 162H26L25 160H21V157H22V153H24V152H20V151H16V150H14L16 147L14 146V145H12V143L10 142V141H8V140H6ZM68 141V140H67ZM61 142V141H60ZM64 142V140L62 141V143ZM0 144V145H1ZM61 144V143H60ZM125 146V147H124ZM23 149V148H22ZM22 149H20V150H22ZM45 149V148H44ZM28 150V149H27ZM55 150V149H54ZM54 150H51V151H53L54 152ZM74 150L72 151L71 150V148H70V152L72 153H74ZM110 150H111V153L110 154H107V153H109L110 152ZM81 151V152H82ZM68 152V151H67ZM70 152H68V153H70ZM81 152H79V153H81ZM42 153V152H41ZM66 153V152H65ZM70 153V154H71ZM76 153V152H75ZM78 153V152H77ZM77 153H76V155H77ZM69 154V155H70ZM47 156V155H46ZM67 156V155H66ZM5 157V156H4ZM3 157V158H4ZM8 157V156H7ZM70 157V156H69ZM98 157V156H97ZM25 159L27 158V157H24ZM59 158V157H58ZM61 158H62V156H61ZM133 159V158H132ZM136 159V158H135ZM66 160V159H65ZM64 160V161H65ZM134 160V159H133ZM28 161V160H27ZM32 161V160H31ZM46 161V160H45ZM128 161V160H127ZM129 162V161H128ZM134 162V161H133ZM29 163V162H28ZM142 163V162H141ZM27 164V163H26ZM124 165V164H123ZM136 165V164H135ZM25 166H27V165H25ZM120 167V168H118V167ZM11 167V166H10ZM44 167V166H43ZM17 168H19V167H17ZM48 168H50V166L48 167ZM118 168V169H117ZM136 168V167H135ZM30 169V168H29ZM25 170V169H24ZM23 170V171H24ZM27 170V169H26ZM133 170V169H132ZM22 171V172H23ZM27 171H30V170H27ZM9 172V171H8ZM134 172V171H133ZM138 172V171H137ZM16 173V172H15ZM21 173V172H20ZM49 173V172H48ZM19 174V173H18ZM24 174H26V173H24ZM23 174V175H24ZM28 174V173H27ZM16 175V174H15ZM22 175V176H23ZM49 175H52V174H49ZM25 176V175H24ZM16 177V176H15ZM7 178V177H6ZM67 178V177H66ZM9 179V178H8ZM16 180H17V178H16ZM15 180V181H16ZM9 181V180H8ZM14 181V182H15ZM22 182H20V184H21ZM35 183H37V185H38V189L40 190V193H39V191H37L36 189H35V187H34V184ZM57 183H59V181L57 182ZM65 183V182H64ZM23 184V183H22ZM45 186H46V184H44ZM10 186V185H9ZM23 186V185H22ZM25 188V189H26ZM78 188V189H77ZM14 189H16V188H14ZM12 190V189H11ZM22 190H24V189H22ZM35 190V191H34ZM19 191V190H18ZM21 191V190H20ZM17 192V191H16ZM31 192V193H32ZM13 193H14V191H13ZM30 193V194H31ZM15 194V193H14ZM20 194V193H19ZM18 194V195H19ZM29 193H28V195H30ZM55 194V193H54ZM21 195V194H20ZM53 195V194H52ZM13 196H15V195H13ZM33 196V195H32ZM36 196V195H35ZM18 197V196H17ZM30 197H31V195H30ZM9 198V197H8ZM21 198H23V197H21ZM25 198V197H24ZM63 198V197H62ZM10 199V198H9ZM23 200L24 199H22V204L24 205V206H22V204H18L16 207H18V206H20V208L18 207V208H15L16 209V211L18 212L19 210H21V209H23V212H21L22 214L23 213H25L24 212V208H25V201L23 202ZM8 201V200H7ZM60 201L62 202H64L65 201V203L62 205V203L60 204ZM15 202V201H14ZM18 202V201H17ZM20 202V201H19ZM29 203V202H28ZM8 204V203H7ZM48 204V203H47ZM60 204V205H59ZM13 205V204H12ZM27 205V204H26ZM31 204H29L28 205V210H27V213H29L30 214V208H29V206H30ZM61 205L63 206V209L61 208ZM10 206V205H9ZM14 207V206H13ZM13 207H9V208H12L13 209ZM22 207V208H21ZM1 209V208H0ZM11 209V211H10V213L9 214H6L5 215V218H4V220L6 221L7 220V216H13L15 213H16V211L15 210H12ZM31 210V211H32ZM3 213V212H2ZM18 213H20V212H18ZM0 214H1V212H0ZM26 214V213H25ZM24 214V215H25ZM59 214H60V217L59 218H57L56 219V221H54V219L56 218V216L58 215L59 216ZM2 215V214H1ZM4 215V214H3ZM21 215V214H20ZM31 215V214H30ZM26 216V215H25ZM1 217V216H0ZM2 217H4V216H2ZM1 217V220L3 219ZM29 219V218H28ZM21 220H23V219H21ZM3 221V220H2ZM2 221H0V224H1V222ZM54 221V222H53ZM4 222V221H3ZM52 224V225H51ZM19 225V224H18ZM17 225V226H18ZM46 225H51V227H53V229L56 231V234H54L55 235V237L56 238H54V239H56L55 240V250H53L52 251V249H51V251H50V253L49 254H44L42 251H41V246H42V244H40L39 245V243L41 242V240L42 239H44L45 241H46V239H48V238H44L43 236L41 237V239H40V237H39V239H40V241H38L39 239H37V241L39 242L38 244H37V247H33V248H30L31 249V251H28L27 250V248H28V246H27V244L33 239V237L34 238H36V236L39 234V230H41L44 226H46ZM14 228V227H13ZM48 228V227H47ZM12 229V228H11ZM10 229V230H11ZM17 229V228H16ZM27 229H29L28 231H29V233H28V231H27ZM18 231V230H17ZM26 231H27V233H26ZM39 231V232H38ZM45 231H46V229H45ZM48 231H50V230H47L46 232H48ZM13 232V231H12ZM3 233V232H2ZM16 233V232H15ZM75 233V232H74ZM1 234V233H0ZM4 234H5V232H4ZM2 235V236H5V235ZM6 234H9V233H6ZM46 234V233H45ZM45 234H44V236H45ZM52 234V233H51ZM40 236H41V234H40ZM74 236V235H73ZM49 237V236H48ZM54 237V236H53ZM7 238V236L5 237V239ZM2 239V238H1ZM49 240V239H48ZM5 241V240H4ZM1 242V241H0ZM51 242V241H50ZM4 243V242H3ZM42 243V242H41ZM44 243V242H43ZM48 246H49V244H48ZM5 247V248H4ZM51 248V247H50ZM25 249L27 250V255H25V257H24V252H25ZM29 249V250H30ZM42 250H44V249H42ZM44 255H43V254ZM30 258V259H29ZM22 260H20L21 262H22ZM67 260V259H66ZM71 260V259H70ZM72 262V261H71ZM22 264V263H21Z\"/></svg>",
  "mask_w": 264,
  "mask_h": 264
},
{
  "label": "built area",
  "instance_id": "obj_4",
  "mask_svg": "<svg viewBox=\"0 0 264 264\" xmlns=\"http://www.w3.org/2000/svg\"><path fill=\"white\" fill-rule=\"evenodd\" d=\"M201 83L205 87L206 81L203 80ZM128 104L129 101L120 94L104 95L100 100L88 102L87 114L81 115L76 124V134L80 140L85 138L95 140L108 136L127 120ZM213 229L221 249L230 253L220 224H214ZM144 230L145 211L144 207H140L137 213L136 243L126 248L125 264H159L160 252L143 245ZM229 260L231 264H237L232 255H230Z\"/></svg>",
  "mask_w": 264,
  "mask_h": 264
}]
</instances>
